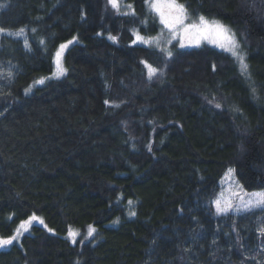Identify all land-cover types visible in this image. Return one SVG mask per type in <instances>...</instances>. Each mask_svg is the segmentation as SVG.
Listing matches in <instances>:
<instances>
[{"label":"trees","instance_id":"obj_1","mask_svg":"<svg viewBox=\"0 0 264 264\" xmlns=\"http://www.w3.org/2000/svg\"><path fill=\"white\" fill-rule=\"evenodd\" d=\"M177 1L235 31L247 74L209 44L136 40L160 29L146 0H0V237L44 222L0 264H264V210L212 207L229 168L264 191V0Z\"/></svg>","mask_w":264,"mask_h":264},{"label":"snow or ice","instance_id":"obj_2","mask_svg":"<svg viewBox=\"0 0 264 264\" xmlns=\"http://www.w3.org/2000/svg\"><path fill=\"white\" fill-rule=\"evenodd\" d=\"M109 4L119 11L120 2L119 0H108ZM146 3L149 4V7L158 13L160 17V22L167 28L174 36L178 35L181 38V47L185 46V41L188 44H196L199 45L200 39L202 38H211L213 43H216L220 48L225 51L231 53L233 57L237 59L240 64L242 73L247 74L248 65L245 63V57L240 51V44L235 36V33L231 31L226 25L220 23L216 20H209L203 15L198 17V22L185 23L188 20L189 14L187 8L184 4L178 3L177 0H146ZM131 8V5H128ZM35 31V30H33ZM5 29L0 28V33H4ZM24 33V28L19 29V31L15 33H8L9 35L21 36ZM137 39L144 41L147 43L148 41L144 40L139 33H136ZM112 40L116 38L113 36L109 37ZM75 40V37L73 38ZM73 41H68L67 44H61L59 50L56 52V65L57 72L55 75L58 77L59 75H63L66 72V69L62 64V55L64 50L71 44ZM25 46H27V40H25ZM168 56H171L172 53L169 51ZM148 69V76L151 78L158 71L157 68L153 67L147 62H144ZM9 76L12 75L11 72L8 73ZM36 83L43 84L44 80L41 79ZM29 89H26V92ZM105 103H109L107 100ZM118 107V105H116ZM217 107H220L218 104ZM234 170L229 169V172H233ZM238 187H240L238 185ZM249 199L247 201L242 202V207H236V211H245L250 212L254 209H262L264 210V191L246 193ZM131 203V201H129ZM215 207L217 214H227L231 211L234 205L231 202V199L221 200L217 199L215 201ZM135 215V213H132ZM39 220L41 224H43V220H40L39 217L33 215L29 217L27 220L21 222V224L15 230V234L8 237H0V248L7 247L13 244V241L18 240L19 236L23 234V232L28 231L29 227L32 224V221ZM49 231H52L49 229ZM95 232V228L91 225L88 228L87 235L91 237ZM258 232L261 236H264V226H261L258 229ZM79 235L78 232L72 230L71 228L68 231V237L72 239L73 243H76V237Z\"/></svg>","mask_w":264,"mask_h":264},{"label":"rangeland","instance_id":"obj_3","mask_svg":"<svg viewBox=\"0 0 264 264\" xmlns=\"http://www.w3.org/2000/svg\"><path fill=\"white\" fill-rule=\"evenodd\" d=\"M120 2V10H124V11H127L129 10V7L128 5H130L129 3L126 2V0H119ZM163 2V0H162ZM178 3H180L179 1H177ZM182 4V3H181ZM147 6L149 8V10L156 16L159 24H160V29L158 30L157 33L153 34V35H149V36H142L144 38V40L148 41L147 43H145L144 41L142 40H139L137 39V36H136V40H138L139 42H142L144 44H150L152 46H157V47H161L162 49H164L165 51H169V49H171L172 46H176V47H181V38L180 36L176 35L174 36L167 28H165V26L163 24H161L160 22V17L158 15V13H156L155 11H153L150 7H149V4L147 3ZM188 11V10H187ZM188 14H189V19L185 21V23H192V22H198V17L200 16V14H192L188 11ZM204 16V15H203ZM206 17V16H205ZM208 18L209 20H216V21H219L217 19H214L212 17H206ZM220 22V21H219ZM222 23V22H220ZM224 24V23H222ZM226 25V24H224ZM228 28L231 29L232 32L235 33V31L229 27L228 25H226ZM5 32H12V31H8V30H5ZM4 32V33H5ZM17 32V31H15ZM4 33H0V36ZM141 36V35H140ZM235 36L237 38V35L235 33ZM239 44H240V51L241 53L243 54V47H242V44H241V41L237 38ZM70 41H73V40H70ZM74 42V41H73ZM67 42L63 43V44H67ZM209 44L211 46H214V47H217L219 49H222L220 48L216 43H213L212 42V39L211 38H202L200 39V42H199V45L200 44ZM70 45V44H69ZM68 45V46H69ZM193 46H197L196 44H188L186 41H185V46L184 47H193ZM60 46L58 47V49L56 50V52L59 50ZM66 50V49H65ZM64 50V52H65ZM224 50V49H222ZM225 51V50H224ZM56 52L54 54V71L52 74H50L49 76H46V77H43L41 79H43L44 81L47 80L48 78L50 77H57L55 75V73L57 72V65H56ZM64 52H63V55H62V64H63V67L65 68L64 66V62H63V56H64ZM227 52V51H226ZM229 53V52H228ZM61 76V75H59ZM39 79V80H41ZM37 80V81H39ZM35 84H39V83H35ZM229 169H232V168H229ZM229 169H227V171L223 174V176L221 177V179L219 180V189H218V192H217V196L213 199L212 201V207L216 212V207H215V201L217 199H221L222 201L223 200H228L229 198L231 199V202L232 204L234 205L233 209L229 212H232V213H239V212H243V210L241 211H236V207H242V202L244 201H247L249 199L248 195H246V193H252V192H259V191H263V190H246L245 188H243V186L237 181V179L235 178L234 176V172H229ZM238 185L240 187H238ZM33 216V215H32ZM36 216V215H35ZM31 217V216H30ZM38 217V216H37ZM28 219V218H27ZM25 219V220H27ZM40 219V218H39ZM23 220V221H25ZM41 220V219H40ZM21 221V222H23ZM21 222L16 226L15 230L17 229V227L21 224ZM33 223H40L39 220H34L32 221V224ZM92 226V225H91ZM93 227V226H92ZM30 228V227H29ZM73 228V227H71ZM88 228L89 226L85 229L84 232H82L81 230L79 229H72V230H75L76 232L79 233V235L76 237H82V238H86L88 235ZM95 228V227H94ZM70 229V228H69ZM29 230V229H28ZM69 231V230H68ZM27 232V231H26ZM25 232H23L24 234ZM84 235H83V234ZM15 234V231L12 235ZM11 235V236H12ZM22 235L19 236V238L21 237ZM68 237V235H66ZM18 238V239H19ZM69 238V237H68ZM71 241L72 239L69 238Z\"/></svg>","mask_w":264,"mask_h":264}]
</instances>
